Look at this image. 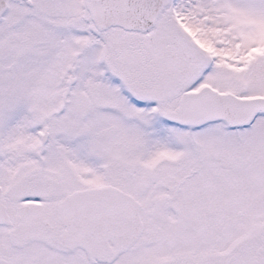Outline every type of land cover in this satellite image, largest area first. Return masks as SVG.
<instances>
[{
	"label": "snow or ice",
	"instance_id": "1",
	"mask_svg": "<svg viewBox=\"0 0 264 264\" xmlns=\"http://www.w3.org/2000/svg\"><path fill=\"white\" fill-rule=\"evenodd\" d=\"M0 264H264V0H0Z\"/></svg>",
	"mask_w": 264,
	"mask_h": 264
}]
</instances>
